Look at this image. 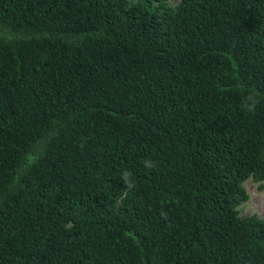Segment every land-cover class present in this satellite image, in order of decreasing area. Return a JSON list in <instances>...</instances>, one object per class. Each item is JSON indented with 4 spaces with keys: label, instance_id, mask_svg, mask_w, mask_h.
<instances>
[{
    "label": "trees",
    "instance_id": "obj_1",
    "mask_svg": "<svg viewBox=\"0 0 264 264\" xmlns=\"http://www.w3.org/2000/svg\"><path fill=\"white\" fill-rule=\"evenodd\" d=\"M264 0H0V264H264Z\"/></svg>",
    "mask_w": 264,
    "mask_h": 264
},
{
    "label": "rangeland",
    "instance_id": "obj_2",
    "mask_svg": "<svg viewBox=\"0 0 264 264\" xmlns=\"http://www.w3.org/2000/svg\"><path fill=\"white\" fill-rule=\"evenodd\" d=\"M243 185L248 196L237 206L239 214L255 213L260 217H264V186L258 187L257 182L252 180L251 177H247L243 181Z\"/></svg>",
    "mask_w": 264,
    "mask_h": 264
}]
</instances>
